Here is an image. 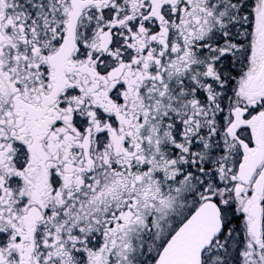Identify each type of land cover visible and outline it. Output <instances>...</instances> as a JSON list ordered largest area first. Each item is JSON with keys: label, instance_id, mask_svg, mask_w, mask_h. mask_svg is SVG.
<instances>
[{"label": "snow or ice", "instance_id": "snow-or-ice-1", "mask_svg": "<svg viewBox=\"0 0 264 264\" xmlns=\"http://www.w3.org/2000/svg\"><path fill=\"white\" fill-rule=\"evenodd\" d=\"M0 264H264V0H0Z\"/></svg>", "mask_w": 264, "mask_h": 264}]
</instances>
